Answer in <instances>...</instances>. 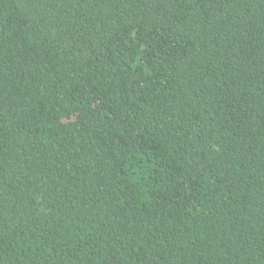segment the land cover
<instances>
[{
  "label": "trees",
  "instance_id": "obj_1",
  "mask_svg": "<svg viewBox=\"0 0 264 264\" xmlns=\"http://www.w3.org/2000/svg\"><path fill=\"white\" fill-rule=\"evenodd\" d=\"M0 264H264V0H0Z\"/></svg>",
  "mask_w": 264,
  "mask_h": 264
}]
</instances>
